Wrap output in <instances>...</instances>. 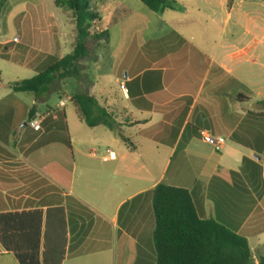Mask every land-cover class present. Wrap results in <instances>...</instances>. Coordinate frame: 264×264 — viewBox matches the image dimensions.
Segmentation results:
<instances>
[{
  "label": "crops",
  "instance_id": "0c3cea01",
  "mask_svg": "<svg viewBox=\"0 0 264 264\" xmlns=\"http://www.w3.org/2000/svg\"><path fill=\"white\" fill-rule=\"evenodd\" d=\"M168 1L161 12L140 0L96 9L106 35L118 24L119 37L107 79L90 75L87 92L122 117L131 148L107 127L73 138L64 106V118L42 103L29 115L33 96L23 101L8 86L71 51L75 26L4 30L0 264H155L158 182L186 188L199 217L244 235L255 261L264 252V0ZM117 7L129 13L109 23ZM201 131L224 141L212 145ZM106 147L113 159L102 160Z\"/></svg>",
  "mask_w": 264,
  "mask_h": 264
},
{
  "label": "trees",
  "instance_id": "16d2710c",
  "mask_svg": "<svg viewBox=\"0 0 264 264\" xmlns=\"http://www.w3.org/2000/svg\"><path fill=\"white\" fill-rule=\"evenodd\" d=\"M140 1L155 12L172 7L168 0ZM54 4L69 9L73 15L76 37L71 51L32 76L8 83L13 91L32 92L35 102L46 99L54 91L66 93L61 90V80L66 77L80 78L83 68L80 61L91 57L95 42L106 35L104 30H90L93 22L99 19L91 0H54ZM128 13L129 9L126 8L113 16L112 22ZM92 58L96 59L94 56ZM70 101L77 117L88 126L102 124L114 131L128 147L133 146L128 144L129 138L119 131L115 114L101 104L95 95L75 91L70 95ZM35 110L36 103L31 106L29 115ZM58 114L64 118L62 109ZM151 206L155 264H264V253H259L255 261L244 235L214 218L199 217L186 188L158 182L152 189Z\"/></svg>",
  "mask_w": 264,
  "mask_h": 264
},
{
  "label": "rangeland",
  "instance_id": "374dc122",
  "mask_svg": "<svg viewBox=\"0 0 264 264\" xmlns=\"http://www.w3.org/2000/svg\"><path fill=\"white\" fill-rule=\"evenodd\" d=\"M112 3V0H91V4L96 6V9H100L104 13L105 11V3ZM103 5V6H102ZM103 10H102V9ZM21 9H25L26 13L23 11H18ZM123 11V7H117L113 10L112 14L109 17V23H112V17L119 15ZM15 17H7L8 14H14ZM98 12V13H99ZM105 14V13H104ZM100 17V15H99ZM9 18L8 22L6 19ZM107 17H105L104 20H106ZM108 20V19H107ZM105 21H102L97 19L93 22V25L90 30L94 32H98L101 30H104L103 28L108 25V23H104ZM15 25L17 28H20L25 24V26L29 25H37L42 26L44 28H49V35L53 34L51 32L55 31L56 27L62 26L66 27L68 30H74V18L69 9H64L61 7H57L54 4V0H0V29L3 30L0 34V37H5V35L11 36V32H4V30L7 29L8 25ZM51 31V32H50ZM18 32H16V35ZM119 37V28L118 24L111 25L107 27V35L96 41L95 44L92 47V53L91 57L84 58L80 61V64L83 66L81 72L82 75L80 78H74V77H66L61 80V90L65 91L67 93H61V91H54L52 92L46 99L35 102L36 108L38 103H42L43 106H45V111L48 110H61L60 108L64 106L65 112H66V119L68 122V126L71 131V135L73 138L77 137L79 139H82L87 132L90 130H94V132H102L109 134L108 129L102 124H100L96 129H91L89 126L86 125L83 121H79L77 118V115L74 112V109L72 107V104L70 103V95H72L75 91H91L92 82H88V78L90 75H94V73H101V77L103 79H107V64L109 59V51L111 50L112 45L115 43L116 39ZM75 40V39H74ZM74 40L70 45L74 44ZM69 49L68 45L63 48L62 51H67ZM97 58L99 57L97 63H95L94 59L92 57ZM3 62H0V66L3 67V77H6V68L2 64ZM97 64V65H96ZM97 66V67H96ZM34 74L31 70L21 71L17 75L19 77H30ZM6 75V76H5ZM16 96L23 100L28 102L31 100L33 93L30 91H24V92H17ZM34 98V96H33ZM60 99H64V103L62 105H55L56 101ZM59 100V101H60ZM35 101V100H34ZM50 106V107H48ZM44 111V112H45ZM117 113L115 115V119L117 121V127L120 132L123 131V133H126V129L120 128V122L122 120V117L119 115L117 116ZM100 134V133H99ZM253 254H255L254 251H252ZM260 253H264L263 251ZM256 256V255H255Z\"/></svg>",
  "mask_w": 264,
  "mask_h": 264
},
{
  "label": "built area",
  "instance_id": "2783aa9c",
  "mask_svg": "<svg viewBox=\"0 0 264 264\" xmlns=\"http://www.w3.org/2000/svg\"><path fill=\"white\" fill-rule=\"evenodd\" d=\"M13 40H17V36L13 37ZM119 88L123 92H126V90H127L126 86L124 85V82H120L119 83ZM63 103H64V99L59 101V105H62ZM30 124H31V126L34 129H38L39 128V124L37 122L30 121ZM200 134H201V137H202V139L204 141H206V142H208V143H210L212 145H217L218 146V145L222 144L223 141H224V137L223 136H215V135L210 134L207 131H201ZM92 152L95 153L96 150L92 149ZM114 157H115L114 150H112L109 147L104 148V150L102 152V155H101L102 160H109V159H113Z\"/></svg>",
  "mask_w": 264,
  "mask_h": 264
}]
</instances>
